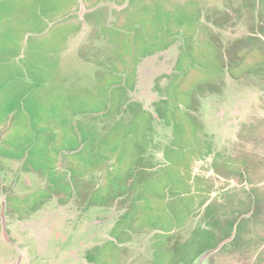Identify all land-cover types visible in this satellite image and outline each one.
Instances as JSON below:
<instances>
[{"label":"flooded vegetation","instance_id":"obj_1","mask_svg":"<svg viewBox=\"0 0 264 264\" xmlns=\"http://www.w3.org/2000/svg\"><path fill=\"white\" fill-rule=\"evenodd\" d=\"M122 1L81 0L60 18L67 31L43 60L46 88L25 90L31 97L37 90L69 96L80 86L89 91L77 100L83 109L52 110L44 124L29 112L26 123H0V264H132L144 253L133 250L141 238L151 251L148 264H199L207 256L215 264L214 253L243 244L247 224L264 213V187L254 180L264 163L247 144L264 119L243 121V105L230 123H242L243 145L210 115L225 86L264 98V0L220 8L209 23L233 28L244 14L247 32L227 39L212 32L202 40L201 11L191 3L127 0L131 8L105 22L113 12L108 3L117 8ZM125 10L129 26L120 18ZM177 43L173 68L156 79L159 96L149 104L136 99L138 62ZM20 44L18 72L0 68L2 102L8 86L24 79L20 72L29 73ZM162 126L169 136L157 135ZM15 128L33 129L34 138L15 137ZM104 223H111L108 232Z\"/></svg>","mask_w":264,"mask_h":264},{"label":"rangeland","instance_id":"obj_2","mask_svg":"<svg viewBox=\"0 0 264 264\" xmlns=\"http://www.w3.org/2000/svg\"><path fill=\"white\" fill-rule=\"evenodd\" d=\"M168 1L169 5L191 3L194 5L193 8L201 11V15L198 18V30L200 34H197L200 35V37L198 36L197 38H199V40H202L205 36L208 37L212 32L219 33L222 35V38L227 39L228 37H233L237 33L248 31L250 21H248V18L246 20L244 14L240 16L238 26L233 28L226 26L222 30H219L217 26L213 28L209 25L211 18L218 14L220 8L227 9L230 6L235 7L241 0ZM79 2H81V0H0V68L3 65V69L7 66L13 70L16 69L14 72H18L17 59L15 58V60L14 57H17L21 53L20 43L24 42L25 47L22 61H24V64L28 67L29 71V73L19 71L21 74H24V79L21 80L20 78L18 80L19 83L13 84L14 86L12 85V87L8 86V89L6 90L7 96L3 97L6 101H1L2 96L0 94V123L7 118H10L12 122H17L18 120L26 123L28 122V115L30 114V117L31 115L33 117L32 119L34 123L40 122L44 124V122H49V119L51 120L52 116L50 115H52V110H54L55 114H59L60 111L66 107H70L75 111L83 109L79 108L82 105L77 102V100H80L81 93H83V96H88L89 91H83V88L80 86L77 89L72 88V92H75L76 94L71 93L72 95L69 96L58 95L55 92L44 95L43 92L40 94V90H37L31 97V94L26 92L31 87H37L40 84H42V87L44 86L43 76L47 75V65L43 60L48 51H56L55 49L60 42V40H57L58 37H60V35L62 37L67 31V24L65 27L63 26L67 21H60V18L68 14L70 11H73ZM127 3V0L117 3L119 4V7L117 8L113 6V3H108V6L112 7L113 12L108 13L105 22L108 24L115 22L118 18V11H124L123 9L125 8H131V5ZM130 16V12H123L120 16L122 23L127 25L130 24ZM207 16H209L210 19ZM80 17L84 21L83 12L80 13ZM35 33L42 34L36 35ZM178 43H181V39ZM178 43L171 46L168 51L159 52L154 56L138 62V72L140 74L139 82L136 89L131 93L136 99H139L145 104H149L159 96V93L156 90V79L161 74L170 71L173 68L179 52ZM200 43V41L197 43L198 50L201 49ZM38 47L39 55L36 53ZM75 67L80 68L81 65L77 63L74 66L72 64L69 69L73 70ZM69 69L66 71L70 72ZM74 77L76 78V76ZM75 78H72V81H70L71 83L69 84H71V86H75ZM4 79H6L4 76L0 77V86L1 83L4 82ZM228 81H232L229 76L227 82ZM164 82L166 81L164 80ZM22 84L24 86V91L26 90L25 94L23 93ZM45 88L46 87H43V89ZM251 90L252 89L246 87L242 88L239 84H233V87L225 86L223 92L219 94L221 95V98L218 102H216V100L214 101V107L211 110L212 113L210 115L213 116L215 121H218L221 130L225 131L230 141L237 139L242 142V139L239 137L242 123L239 122L237 127H233L230 123L236 120L238 114L241 115L245 112L243 105L247 106V112H245L247 115H244L245 119L243 118V121L250 119L252 116L255 117L253 122L260 124L261 121L259 119H264V108L262 106L264 105V98L260 97V93L258 97L257 92L254 93ZM23 96H25V102L24 100L22 101ZM12 99L14 100L13 102H11ZM8 100L10 102L6 103ZM43 102H47V104L44 103L43 105ZM27 112H29V114ZM259 129L256 139H251L247 144L249 150L255 151V154H257L258 158L264 163V124H260ZM217 130H220V128ZM167 132L169 131L162 126L158 128L157 135L160 137H165L166 135L169 136V133L167 134ZM13 135H15V137L19 136L18 138L23 136L22 140L28 142V140L31 141L32 138H34V131L33 129L28 128L21 130L15 128ZM242 144L245 145V142H242ZM32 147L34 150L37 149V145ZM34 150L31 151V154L34 153ZM254 180L255 182L258 181L257 183H259V186L264 187V169L259 174V177ZM216 183L217 186L221 187L222 181L219 180L216 181ZM230 183H233V185H240L237 180H232ZM2 191L3 185L0 182V192ZM103 225L108 232L111 223H104ZM243 234V244H240L229 253H214L213 262L215 264H264V213L247 224ZM146 235L147 236L145 237H148L150 233L146 232ZM143 240L144 239L142 238L141 240H136L137 244L134 245L133 250L141 249L144 253L141 254L142 256L138 255L132 264H148L152 257L151 251L148 249L149 246L147 245L148 250L144 247V243H146L145 241L147 240ZM28 257H30V259L27 263L31 261V252ZM208 259V256L201 259L199 264H207Z\"/></svg>","mask_w":264,"mask_h":264},{"label":"trees","instance_id":"obj_3","mask_svg":"<svg viewBox=\"0 0 264 264\" xmlns=\"http://www.w3.org/2000/svg\"><path fill=\"white\" fill-rule=\"evenodd\" d=\"M178 255V254H177ZM180 256V255H179ZM179 256H174L173 260H172V263H177L181 257Z\"/></svg>","mask_w":264,"mask_h":264}]
</instances>
